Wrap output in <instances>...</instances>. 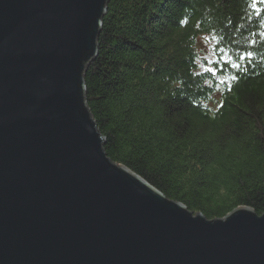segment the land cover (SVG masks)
I'll list each match as a JSON object with an SVG mask.
<instances>
[{
    "label": "water",
    "instance_id": "1",
    "mask_svg": "<svg viewBox=\"0 0 264 264\" xmlns=\"http://www.w3.org/2000/svg\"><path fill=\"white\" fill-rule=\"evenodd\" d=\"M109 0H0V264H264V212L209 218L105 151L86 99Z\"/></svg>",
    "mask_w": 264,
    "mask_h": 264
},
{
    "label": "trees",
    "instance_id": "2",
    "mask_svg": "<svg viewBox=\"0 0 264 264\" xmlns=\"http://www.w3.org/2000/svg\"><path fill=\"white\" fill-rule=\"evenodd\" d=\"M98 43L86 99L107 154L209 218L263 213L264 0H109ZM217 46L252 56L234 69Z\"/></svg>",
    "mask_w": 264,
    "mask_h": 264
},
{
    "label": "snow or ice",
    "instance_id": "3",
    "mask_svg": "<svg viewBox=\"0 0 264 264\" xmlns=\"http://www.w3.org/2000/svg\"><path fill=\"white\" fill-rule=\"evenodd\" d=\"M253 6L255 7V4ZM206 38L207 39H214V37H211V36L206 37ZM217 49H218V52L221 54V55H219L217 62H219V60H224L226 62V64L230 65V67L234 68V69H239L241 67V62L245 61L246 59H248L252 56V52H250V51L241 52V51L236 50V49H233V51L235 52V55H232L228 51H226L224 48H218V46L214 47L211 50L212 56H217ZM204 59L207 60L208 63H212V60H209L207 56H205ZM201 67L204 68L205 72L212 73L213 75H216V72L218 71L217 69H214L211 67H205L204 65H201ZM239 78H240L239 74L233 75L231 77L232 80H236ZM220 82L224 83V80L222 79Z\"/></svg>",
    "mask_w": 264,
    "mask_h": 264
}]
</instances>
